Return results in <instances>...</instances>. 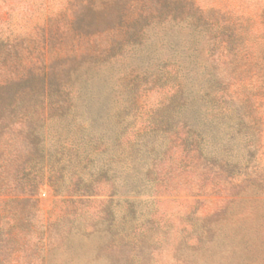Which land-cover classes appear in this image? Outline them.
<instances>
[{"label":"rangeland","instance_id":"obj_1","mask_svg":"<svg viewBox=\"0 0 264 264\" xmlns=\"http://www.w3.org/2000/svg\"><path fill=\"white\" fill-rule=\"evenodd\" d=\"M0 264H264V0H0Z\"/></svg>","mask_w":264,"mask_h":264},{"label":"trees","instance_id":"obj_2","mask_svg":"<svg viewBox=\"0 0 264 264\" xmlns=\"http://www.w3.org/2000/svg\"><path fill=\"white\" fill-rule=\"evenodd\" d=\"M229 17V16H228Z\"/></svg>","mask_w":264,"mask_h":264}]
</instances>
